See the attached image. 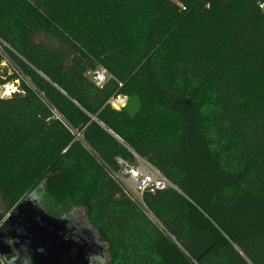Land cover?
<instances>
[{
  "label": "trees",
  "instance_id": "1",
  "mask_svg": "<svg viewBox=\"0 0 264 264\" xmlns=\"http://www.w3.org/2000/svg\"><path fill=\"white\" fill-rule=\"evenodd\" d=\"M260 3L0 0V87L21 94L0 97V225L35 194L84 220L106 264H264V99L241 88L264 78ZM96 8L112 15L107 30L67 20ZM99 65L101 88L88 77ZM128 84L167 137L107 104ZM119 160L169 185L131 195Z\"/></svg>",
  "mask_w": 264,
  "mask_h": 264
},
{
  "label": "water",
  "instance_id": "2",
  "mask_svg": "<svg viewBox=\"0 0 264 264\" xmlns=\"http://www.w3.org/2000/svg\"><path fill=\"white\" fill-rule=\"evenodd\" d=\"M5 97H21L13 91ZM31 194L9 212L0 225V258L13 257L12 264L104 263L106 247L86 222L55 218ZM10 241V243H7Z\"/></svg>",
  "mask_w": 264,
  "mask_h": 264
},
{
  "label": "rangeland",
  "instance_id": "3",
  "mask_svg": "<svg viewBox=\"0 0 264 264\" xmlns=\"http://www.w3.org/2000/svg\"><path fill=\"white\" fill-rule=\"evenodd\" d=\"M125 1V0H124ZM126 2L131 3L132 0H126ZM209 6H205L206 9H208ZM86 13L81 17H74L69 18L71 22V25H73L74 28L77 30H82L83 32H86L89 35H92L94 33H99V31L104 28L107 30V24L106 21L112 17V15H108L106 11L103 9H90L88 11H85ZM56 24H58L59 21H54ZM72 27V28H73ZM5 64H3L4 66ZM94 71H105L106 72V82L111 78V75L105 70L102 66H96ZM88 77L91 80L90 73L88 74ZM131 85L128 84L126 87L123 88V92L125 95L118 94L124 98V107L120 109H114L110 105V108L117 111L116 113L125 114L128 118H132V121L135 123V126L143 133L145 136L162 140L165 137H167L168 131L164 129L161 124L154 123L152 119L150 118V115L157 113V109L154 106V103L152 99L150 98H142L145 95H142L139 92H136L134 87H130ZM241 88L243 89V92L246 97L250 98H257L258 100L264 99V78H261L260 76L256 75H249L246 77H243L241 80ZM7 92L11 93L13 91H18V87L16 85H6L4 87H0V97L6 96L5 94ZM138 167H145L142 161H139L135 164ZM153 176H155V173H153ZM121 183L128 184V181L126 177L120 178ZM132 191L134 192L135 196H138V190L133 186L131 183L130 185ZM45 200L39 196L38 204L43 209L44 212L47 214H51L53 216V213H56L58 209H53L52 212L49 209H46L44 206ZM3 211L2 206L0 205V213ZM83 216V211H81V217ZM7 215L3 218L5 219ZM55 217V216H53ZM59 218V217H55ZM4 221V220H3ZM106 255V252L104 253ZM92 264H106V261L104 263H99L94 261Z\"/></svg>",
  "mask_w": 264,
  "mask_h": 264
},
{
  "label": "built area",
  "instance_id": "4",
  "mask_svg": "<svg viewBox=\"0 0 264 264\" xmlns=\"http://www.w3.org/2000/svg\"><path fill=\"white\" fill-rule=\"evenodd\" d=\"M259 8H264V3L259 4ZM91 81L93 84L101 88L106 83V72L105 71H93L90 72ZM107 104L110 105L114 109H120L124 107V98L120 95L112 96L108 99ZM118 107V108H117ZM119 164L123 165V173L122 175L126 177L128 184H123L127 192L131 195H134L130 185L138 190V196L142 194L143 191L149 190L153 192L154 190H162L169 183L150 165L143 162L145 167L138 166H130L123 161L119 160ZM155 173V176H153Z\"/></svg>",
  "mask_w": 264,
  "mask_h": 264
},
{
  "label": "flooded vegetation",
  "instance_id": "5",
  "mask_svg": "<svg viewBox=\"0 0 264 264\" xmlns=\"http://www.w3.org/2000/svg\"><path fill=\"white\" fill-rule=\"evenodd\" d=\"M7 243H10V241H7ZM11 259L15 258V255L13 257H10Z\"/></svg>",
  "mask_w": 264,
  "mask_h": 264
},
{
  "label": "bare ground",
  "instance_id": "6",
  "mask_svg": "<svg viewBox=\"0 0 264 264\" xmlns=\"http://www.w3.org/2000/svg\"><path fill=\"white\" fill-rule=\"evenodd\" d=\"M5 94H9V92H7V91H6V93H5Z\"/></svg>",
  "mask_w": 264,
  "mask_h": 264
}]
</instances>
